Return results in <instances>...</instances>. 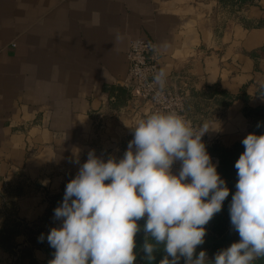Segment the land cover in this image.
<instances>
[{"label":"crops","instance_id":"obj_1","mask_svg":"<svg viewBox=\"0 0 264 264\" xmlns=\"http://www.w3.org/2000/svg\"><path fill=\"white\" fill-rule=\"evenodd\" d=\"M132 39L157 44L159 86L186 95L197 128H216L207 148L248 135L264 106V0H0V264L16 245L25 264H49L62 223H42L51 198L89 151L122 158L154 113L126 109Z\"/></svg>","mask_w":264,"mask_h":264},{"label":"clouds","instance_id":"obj_2","mask_svg":"<svg viewBox=\"0 0 264 264\" xmlns=\"http://www.w3.org/2000/svg\"><path fill=\"white\" fill-rule=\"evenodd\" d=\"M156 81L163 87L164 74ZM215 130L208 123L194 128L177 113H153L132 128L133 139L119 160L105 161L89 151L54 209V219L62 223L47 235L55 250L49 264H134L142 219L149 261L163 246L160 264H179L181 258L185 264H210L206 252L197 255L196 249L230 192L202 140ZM242 144L229 205L240 241L218 251L211 264L264 258V134L250 133ZM176 162L178 174L172 170Z\"/></svg>","mask_w":264,"mask_h":264},{"label":"trees","instance_id":"obj_3","mask_svg":"<svg viewBox=\"0 0 264 264\" xmlns=\"http://www.w3.org/2000/svg\"><path fill=\"white\" fill-rule=\"evenodd\" d=\"M223 3H226L228 0H220ZM234 2L244 3L245 0H232ZM260 124V127L257 125ZM255 133L256 135L264 134V106L257 109V119L253 123V126L249 130V133ZM244 145L242 141L235 143L231 147H219L213 146L207 148L209 154L218 157L219 166L217 172L220 174L221 178L226 181V185L229 188V196L225 199L222 205V210L217 213L213 219L205 226L206 236L204 238L205 242L203 245H200L196 249V254L200 251H205L207 255L216 254L218 251L230 247L232 243L239 242L240 237L238 232L232 229L230 214H229V205L232 200V195L236 191V183L238 181L237 169L235 168V163L239 159V156L244 151ZM105 183H108L107 181ZM66 186L63 188V191L56 196H53L50 201V207L47 212V215L42 220L48 222V219L51 217L54 219V209L58 207L62 201L65 193ZM146 222L145 219L138 221V224L141 226V231L136 234L135 241L136 247L134 252L136 253V260L134 264H160V261L165 257L166 253L161 246L157 251L154 252V259L149 261L146 258V254L143 251V244L145 242V233L143 231V225ZM2 233L7 234V237L3 236V244L9 241L11 233L8 232V229H4ZM39 237L42 235V232H39ZM179 264H185L184 258H181ZM253 264H264V258H259L253 262Z\"/></svg>","mask_w":264,"mask_h":264},{"label":"built area","instance_id":"obj_4","mask_svg":"<svg viewBox=\"0 0 264 264\" xmlns=\"http://www.w3.org/2000/svg\"><path fill=\"white\" fill-rule=\"evenodd\" d=\"M127 58L130 91L127 112L134 111L141 102L145 101L154 113H177L190 122L194 128H197L186 115V95L181 91L161 88L156 81L160 62V51L157 44L148 39H132ZM202 140L206 147L210 144V140L204 136ZM210 156L213 163L218 162L219 166L218 157L211 154ZM3 187L6 188L7 183H4ZM22 254L23 247L16 245L7 264H25Z\"/></svg>","mask_w":264,"mask_h":264},{"label":"rangeland","instance_id":"obj_5","mask_svg":"<svg viewBox=\"0 0 264 264\" xmlns=\"http://www.w3.org/2000/svg\"><path fill=\"white\" fill-rule=\"evenodd\" d=\"M49 219H51V217L49 218ZM50 221L48 220V222H44V221H42V223L44 224V225H47L48 227L50 226V223H49ZM8 224L9 223H6V226H8ZM224 249H226V248H224ZM208 256V259L209 258H214L215 257V254H213V255H207Z\"/></svg>","mask_w":264,"mask_h":264},{"label":"water","instance_id":"obj_6","mask_svg":"<svg viewBox=\"0 0 264 264\" xmlns=\"http://www.w3.org/2000/svg\"><path fill=\"white\" fill-rule=\"evenodd\" d=\"M214 260V258H209V262H210V264H211V261H213Z\"/></svg>","mask_w":264,"mask_h":264}]
</instances>
